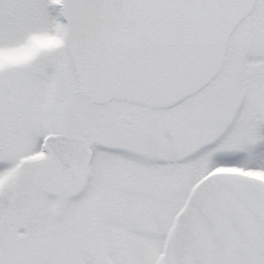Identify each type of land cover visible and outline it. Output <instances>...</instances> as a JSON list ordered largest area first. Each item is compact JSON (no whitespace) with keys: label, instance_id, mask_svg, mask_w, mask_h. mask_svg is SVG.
I'll return each mask as SVG.
<instances>
[{"label":"snow or ice","instance_id":"1","mask_svg":"<svg viewBox=\"0 0 264 264\" xmlns=\"http://www.w3.org/2000/svg\"><path fill=\"white\" fill-rule=\"evenodd\" d=\"M0 264H264V0H0Z\"/></svg>","mask_w":264,"mask_h":264}]
</instances>
